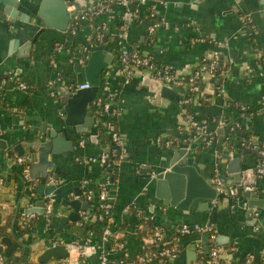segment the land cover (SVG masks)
<instances>
[{
    "label": "crops",
    "instance_id": "0c3cea01",
    "mask_svg": "<svg viewBox=\"0 0 264 264\" xmlns=\"http://www.w3.org/2000/svg\"><path fill=\"white\" fill-rule=\"evenodd\" d=\"M75 1L79 5L88 6L100 0ZM166 2L168 7L163 14L174 26H178L179 30L162 29L151 38L145 24H131L128 29V42L141 47L144 54L152 56L158 63L174 66L182 78L190 76L201 60L212 54L216 44L221 43L224 46L222 58L227 71L218 78H205L201 91L186 102L184 101L187 89L184 88H178L174 99L162 97L158 103L151 102L148 95L152 92L138 76L127 85H115L118 101L114 108L119 110L116 125L126 141L128 149L126 158L122 163L112 166L110 173L104 172V166L99 164L98 159L109 148L107 144L109 133L105 140L100 138L96 128L97 114L93 127H87L83 133H78L74 127L69 126L68 138L77 141L78 145L72 152L54 157L57 171L61 173L57 177L63 180L58 187L61 194H56L55 204L62 212L60 217L71 212L72 209L63 204V199L80 198L76 194L78 187L84 193L82 182L88 180L96 190L105 187L111 196V202L119 209L125 211L131 207L143 209L139 211V216L154 220L166 231H176L184 223L212 225L217 236H227V240L217 242L226 264H239L244 255H249L247 258L250 256L254 258V253L264 250V207L262 211L257 212V207L250 209L245 201L233 202L227 197L221 201L217 198L208 206L178 208L166 204L157 197L156 185L149 175L160 170L164 159L171 154V149L178 145L177 143L166 147L156 142V138L180 134L179 126L186 125L185 116L190 113L197 119L210 120L209 131L215 139V148L222 156L220 159L212 150L195 148L202 147L201 143L191 146L200 173L212 180L214 170L219 165L227 183L247 185L245 182L248 179L243 173L255 170L256 160L252 155H242L239 143L235 140L236 136L233 135L228 142L226 134L227 125L239 111L237 104H246L257 110L253 118L255 138L256 141L264 142V0H166ZM2 10L0 74H4L3 77L10 74L19 76L18 79L30 84V89L23 91L18 88L16 82L8 81L0 93V126L4 128V133L0 137L8 142L6 150L0 149L2 168L0 224H4L11 214H14V219L17 218L16 213L20 214L23 221L25 215L35 213L31 231L21 238L24 249L19 248L14 255L22 257L23 262L40 264L38 257L49 247L53 239L63 237L83 240L88 236L82 237L71 228L87 225L79 221L70 222L60 230L50 225L52 220L58 221L59 216L48 221L44 214L28 211L41 208L38 203L41 199H46L48 194L41 196L39 191L44 193L45 189L37 188L39 181L24 180L21 173L22 165L15 160L20 154L14 150V146L22 144L26 150L24 155L37 154L28 147L30 143L39 139L45 141L47 133L54 129L61 131L64 119L60 112L65 109L60 88L64 85L58 90L60 98H52L49 94V80L54 79L58 73H61L68 82L74 78L81 81L86 78L84 68L69 63L67 51L76 47L73 44L74 40L69 39L68 35L65 36V33L53 28L36 25L37 18L29 22H23L18 18L13 20ZM245 15L251 18L248 25L243 19ZM104 20V16H101L83 24V37L77 40L82 44L91 31L90 25L101 24ZM116 23L118 22L115 21ZM55 40L64 43L67 49L65 53L58 54L55 51ZM111 44V42L108 44L109 51L117 55L114 53L116 47ZM110 71L116 74V61L109 65L108 73ZM216 118L227 124L223 126V131L219 123L213 122ZM83 136L88 137V141L84 146H80L79 140ZM54 173H50L48 178L55 175ZM236 175H241L239 181L234 177ZM48 178L46 185H49ZM251 185L255 186L254 191L259 193V198L264 199V183L259 180L257 173ZM71 192L75 194L74 197L71 196ZM42 216L45 218L43 222L40 221ZM137 220L131 219L128 225L126 236L128 250L132 256L139 257L137 264L139 262L155 264L156 259L151 257L153 253L143 255V243L134 236L139 227ZM202 237L201 241L196 234L178 239L180 244L178 248L175 245L177 255L170 259L172 263L196 264L200 256L199 245L206 244ZM103 238H95L94 234L93 239L98 250L88 258L87 263H96L98 260L105 246ZM150 238L146 241H150ZM44 264H60V261L52 258Z\"/></svg>",
    "mask_w": 264,
    "mask_h": 264
},
{
    "label": "built area",
    "instance_id": "2783aa9c",
    "mask_svg": "<svg viewBox=\"0 0 264 264\" xmlns=\"http://www.w3.org/2000/svg\"><path fill=\"white\" fill-rule=\"evenodd\" d=\"M68 11L70 13L72 24L70 30L65 32V35L69 36L71 40H77L83 37L82 28L83 24L85 25L87 22L94 21L96 18L104 16L105 20L101 24L95 25L92 23L90 25V33L82 42L81 48H74L71 51H67V56L69 59V63L72 65H76L77 67H85L86 60L91 51L99 48L106 38L107 33H111L114 36V43L117 48V55H114V59L116 61L117 72L108 73L107 71L103 75L101 90L95 99L94 111L95 114L99 116L100 113L111 110L115 115H118V109L113 108V100L117 94V89L115 85H127L129 84L136 76L140 77L142 81L146 79H151L153 81L160 82L162 85L172 88L176 86L177 88H184L190 90L191 92L198 93L200 91V87L197 84L196 80L200 78L207 77H216V68L220 64V60L222 58V48L224 47L221 43L216 44L215 50H213L212 54L204 57L201 61H207L199 70L192 72L189 76V83H183L181 77L178 75L177 70L174 66L170 64H160L158 63L152 56L148 54H144L138 45H131L128 42V28L131 26V23L135 22L136 19L141 18L143 13L150 14L153 17H158L157 20L153 21L146 27L148 35L153 38L157 33L162 30H171L175 31L179 30L178 26H174L170 20L163 14V11L168 7V3L166 0H100L96 3L88 6L79 5L75 0L67 1ZM244 22L246 25L250 22L251 18L247 15L243 16ZM115 21L123 22L120 26L115 24ZM55 51L60 53H65L67 49L64 47V43L59 41L55 43ZM117 75V77H116ZM13 81L17 83L18 88L21 90H27L29 85L26 81L18 79L14 74H10L4 78L0 77V93L2 91L3 86L7 82ZM64 85V86H62ZM60 86L67 88L72 92H76L79 89H84L89 87V83L87 80H79L73 79V81L68 82L63 78L61 73L48 81V88L50 89L49 94L52 98H60L58 90ZM61 87V88H62ZM60 88V89H61ZM148 98L151 102H154L155 93H150ZM191 98L185 99L184 102L190 101ZM249 108L247 105L241 106V118L244 119L245 112L244 110ZM65 111L62 110L60 112V116L62 119L65 118ZM186 125L182 124L179 126L180 135L182 138L177 139V143L181 141L189 142L191 146H196L197 143H201L202 148L209 149L214 151L215 155L221 159V154L218 149L215 148V139L210 134L209 131V123L210 120L205 118L197 119L193 114L187 113L185 116ZM214 123H219L220 126L227 125L222 119H214ZM242 121L236 122V126H240ZM233 124V123H229ZM227 125V141H231L232 135L235 130L233 126ZM106 128L111 135L112 147L108 152H103L98 159V162L102 166L112 167L114 165H118L122 163V161L126 158L128 149L126 147L125 138L121 135L119 130L117 129L116 122L114 118L110 117L107 121H105ZM4 133V128L0 126V136ZM164 136H158L156 138V142L160 143ZM88 141V137L83 136L80 140V146H84ZM170 143L168 142L167 145ZM262 157V160L256 165L255 171L257 174H264V146L260 147L258 144L253 147ZM16 162L23 165L27 163V166L23 168V178L24 180H30V167L33 162L38 160V154H28V155H19L16 157ZM94 159H91L93 161ZM157 175L156 172L152 173V177ZM63 180L59 179L55 175H51L48 178L49 185H56L57 188L61 184ZM212 182L217 192V196L227 194L229 196H238L240 192H244L245 190H255V186L253 185H245V184H229L226 182L225 178L222 174V168L218 165L214 170V175L212 178ZM85 188V200L87 202H93L96 197L102 201V207L104 208V214L108 213V210L111 208V203L108 200L111 199V196L105 187H101L98 190L94 189L91 183L88 180H84L83 182ZM71 196H75L73 192H71ZM56 193L52 192L46 196L45 202V211L44 217L51 221L53 216L62 215V212L56 207ZM217 197V198H218ZM217 198L215 200H217ZM111 201V200H110ZM23 219V224H28L29 221H32L36 215L27 214ZM81 219L79 223L86 224L88 220V215L86 210L80 211ZM103 217V215H101ZM150 219V218H149ZM83 226V225H82ZM180 231L182 234H196L199 236L201 241V236L206 235L209 231L208 224H187L184 223L180 226ZM167 233L165 229L159 232L152 240L158 242L159 250L153 252L152 256L154 259L158 257H162L165 260L172 259L177 255V249L175 247H160L162 245V239L164 235ZM94 232L91 231L87 238L83 240L78 239H67V238H55L50 242L49 246H64L68 250V256L65 258L59 259L60 264H124L123 260H119L118 262H112L110 260L111 253L114 252L107 250L105 247L102 252H100L98 256V260L96 263H87L88 258H90L93 254H95L98 250L95 245L93 236ZM112 228L111 226H107L104 228L103 236L107 238L111 236ZM206 245H199L200 256L197 260L196 264H223L219 255L221 253L220 248H218L215 244L208 246L209 239L212 242L217 243V234L215 232H211L210 235H206ZM122 246V245H120ZM6 246L0 239V264H14L13 262L8 263L6 257L4 256ZM116 250V249H114ZM209 252V259H205L204 252ZM253 257L250 256L247 260V263H252ZM130 264H137V262H132Z\"/></svg>",
    "mask_w": 264,
    "mask_h": 264
},
{
    "label": "water",
    "instance_id": "95a60500",
    "mask_svg": "<svg viewBox=\"0 0 264 264\" xmlns=\"http://www.w3.org/2000/svg\"><path fill=\"white\" fill-rule=\"evenodd\" d=\"M0 6L3 9V13L10 16L13 20L18 18L23 22H29L31 19L37 18L36 25L45 28H53L63 33L71 28L72 19L68 11L66 0H39L38 2L0 0ZM24 7L26 11H24ZM105 39H107V37ZM113 61L114 54L104 47H99L91 51L84 67L85 78L89 83V87L79 89L76 92H72L65 87L60 89L66 113L64 121L62 122L63 126L61 131L59 132L54 129L47 133L45 141L39 139V141L36 140L28 145L29 148H32L38 154V160L33 162L30 167V180L39 181L37 188L41 187L45 189L44 193L39 191L42 197L52 192L61 194V189L57 188L56 185H46L49 174L57 171V164L54 157L72 152L74 147L78 145L77 141H71L68 138L67 128H69V126L74 127L78 133H83L87 127H93L95 121V99L100 93L103 75ZM142 83L150 92L155 93L154 102L156 103H158L162 97L174 99L178 91L176 86L169 88L151 79H146ZM113 108L114 104L112 106V109ZM247 122H250V119H248ZM221 128V131H223L224 128ZM95 132L94 130L93 134H95ZM110 137L111 135L108 134V138ZM7 148L8 142L0 137V149L6 150ZM191 148L189 142L181 141L176 147L171 149V154L164 159L157 175L155 177H152V174L149 175L152 182L156 185L157 197L161 198L166 204L177 206L178 208L189 209V206L195 208L203 205L208 206L210 202L218 197L212 180L207 179L200 173L199 166L193 157L194 149ZM14 150L20 155L26 153V150L20 143L14 146ZM106 151L108 152L109 148ZM103 169L104 172L110 173L112 167L104 166ZM1 172L2 168L0 166V176ZM243 175L248 179L247 182H245L247 185L254 183V177L256 175L254 169L247 170ZM234 177L238 181L241 179V175H236ZM76 194L79 195L80 198L72 200L63 199V204L70 207L72 211L61 216L58 221H56V219L52 220L50 222L52 227L63 230L70 222H78L81 219L80 211L82 209L90 207V204L82 196V189L78 187V192ZM240 200L245 201L250 209L257 207V212L262 211L264 207V199L259 198V193L255 191L245 190ZM45 202L46 200L44 198L41 199L38 203L41 208L28 209V211H38L44 214ZM17 215L16 213L15 218ZM54 217H56V215L53 216V218ZM71 230L83 237L86 227L74 226ZM202 238L206 243L207 236L203 235ZM221 240H227V236H218L217 242H221ZM2 242L6 246L4 251L6 260H8L21 246L20 243L12 241L9 237L2 238ZM67 256L68 250L66 247L62 245L56 247L49 246L38 257V262L44 264L52 258L61 259Z\"/></svg>",
    "mask_w": 264,
    "mask_h": 264
},
{
    "label": "trees",
    "instance_id": "16d2710c",
    "mask_svg": "<svg viewBox=\"0 0 264 264\" xmlns=\"http://www.w3.org/2000/svg\"><path fill=\"white\" fill-rule=\"evenodd\" d=\"M2 9L0 8V11ZM158 17H153L150 14L147 13H143L141 15V18H138L135 20V22L131 23L139 25V24H145L146 27L151 24L153 21L157 20ZM118 23H116L117 25H121L123 22L121 21H117ZM129 29V28H128ZM64 35V34H61ZM66 36V35H65ZM63 37V36H62ZM107 39H104L101 46L100 47H104L108 50H110V48L108 47V44L111 42L113 44V46H115L114 44V36L109 32L106 34ZM56 42V40H55ZM73 44L76 48H81V42L78 40H74ZM111 44V45H112ZM116 47V46H115ZM139 49L141 50V47H139ZM142 51V50H141ZM117 54V49L115 48V52ZM116 59V58H115ZM114 59V61H115ZM207 61H201L200 64L193 70H199L203 64H205ZM227 68H226V63L224 62L223 58H221L220 60V64L219 66L216 68V77L218 78L223 72H226ZM4 74H0L1 78L3 77ZM19 78V76H17ZM181 80L183 81V83H189V76L182 78ZM204 81L205 79L200 78L198 80H196L197 84L200 87V91L203 88L204 85ZM29 88L30 89V84L28 83ZM27 89V90H28ZM199 91V92H200ZM198 92V93H199ZM195 94H197L196 92H191L190 90L186 91L185 94V99L186 98H192ZM118 101V97H115L113 100V104L115 107L116 102ZM186 105V104H185ZM242 105H246V104H237L239 111L237 112V115L232 117V122L233 124H229V126H233L235 132H234V136H236L235 140L238 141V147L239 150L241 151L242 155H252L253 158L256 160V165L262 160V157L260 156V154L257 152V150H255L253 147L254 145L258 144L260 147L264 146V142L262 141H256L255 135H256V130L254 129V125H253V118L257 113V110H255L254 108H251L249 105H247L249 108H246L244 110L245 112V116L244 119L241 118V106ZM110 117L114 118L115 122L117 120V115H115L111 110H108L106 112H102L99 114L97 122H96V128H97V132L100 136V138L102 140L106 139V135L109 133L106 125H105V121H107ZM251 119V121L249 123H247V119ZM238 121H242L240 124V126H236V122ZM227 134L229 135V133L227 132ZM226 134V135H227ZM232 135V136H233ZM180 138H182V136L180 134L176 135V136H164L160 142V144H162L163 146L166 147H171L177 144V139L179 140ZM232 139V138H231ZM170 143L169 145H167V143ZM107 144H109V149H111L112 147V142H111V138L107 139ZM195 148H199L202 149V147H195ZM33 152V150H32ZM18 156V155H17ZM27 166V163H24L21 166V170H22V174H23V168ZM115 166V165H114ZM56 176H60L61 173L59 171L54 173ZM258 178L259 180H261L262 183H264V174L260 175L258 174ZM243 192H240V194L238 196H229L227 194H223L220 195L218 197V200H224L225 198L229 197L231 198V200L233 202H239L240 198L242 196ZM108 202L111 203V208L108 210V213L104 214L103 210L104 208L101 206L103 203L102 201H100V199L98 197L95 198V200H93L92 203H90V208L86 209L87 215H88V220L86 221V234L83 237H87L89 235V233L91 231H93L95 233V238H103V232H104V228L107 226H111L112 228V234L111 236L107 237V238H103L104 242H105V248L109 251H112L114 249H116V252H112L111 256H110V260L113 262H118L119 260H123L124 264H130L132 262H138L139 257H134L130 254L129 250H128V246H127V242H126V236L128 235V225L131 219H138L137 223L140 227V225H142L140 228L138 227V229L136 230V232L134 233V236L139 238L141 240V242L143 243V255H147V253L149 252V255H151L153 252H156L159 250L158 242H155L152 240L153 238L163 230L162 227L158 226L154 220L149 219V218H142V216H139V211H142L143 209L137 208V207H131V209H129L128 211L119 209L115 203L111 202L110 200H108ZM101 215H103V217H101ZM44 217L42 216L40 218V221H44ZM35 219L32 221H29L28 224H23L22 220H21V216L20 214H18L17 218L14 219V214H11L8 216V219L6 220V222L4 224H0V239L2 240V238L4 237H9L12 241L14 242H18L21 244L20 246V250L24 249V244L22 242V237L26 236L27 234H29V232L32 229V226L34 225ZM209 225V232L206 235H210L211 232H216L215 228H213L212 225ZM187 235H194L193 233L190 234H182L180 229L178 228L176 231H167V233L164 235L163 239H162V245L160 247H169V248H173L175 247V245L180 244V242H178V239H181ZM148 238H150V241H146ZM216 245L219 248V245L215 242H212L210 239L208 241V246L210 248V246L212 245ZM23 245V246H22ZM122 245V246H120ZM19 249V248H18ZM17 249V250H18ZM176 249V247H175ZM16 250V251H17ZM15 251V252H16ZM209 252L210 251H206L204 252V257L205 259H209ZM223 254L220 253L219 255V259L223 264H226V260L223 258L222 256ZM249 255H244L241 259V261L239 262V264H248L247 260ZM256 257V258H255ZM8 263L13 262L14 264H33L31 261H22V257H17L14 255V253L11 255V257L7 260ZM97 262V260L95 261ZM139 264H141V262H139ZM155 264H173L172 261L170 259H164L162 257H158L156 258ZM249 264H264V250L260 253H254V258L252 260V263Z\"/></svg>",
    "mask_w": 264,
    "mask_h": 264
}]
</instances>
